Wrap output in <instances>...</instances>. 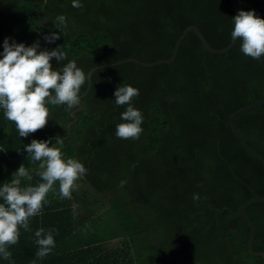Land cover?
Masks as SVG:
<instances>
[{
    "label": "trees",
    "instance_id": "1",
    "mask_svg": "<svg viewBox=\"0 0 264 264\" xmlns=\"http://www.w3.org/2000/svg\"><path fill=\"white\" fill-rule=\"evenodd\" d=\"M243 10L264 18V0H241ZM0 0V51L5 37L41 50L61 45L85 73L97 65L135 58L167 59L183 30L196 26L208 44L231 40L235 12L229 0ZM64 14V25L52 20ZM46 21V22H45ZM60 32L53 44L44 34ZM53 67H59L53 58ZM67 63V60L61 62ZM139 89L132 98L142 111L138 139L115 135L126 105L114 103L119 84ZM87 78L82 85L83 93ZM264 98V56L207 51L190 31L170 64L145 67L121 62L96 69L81 98V110L62 151L80 159L87 174L72 197L59 182L50 191L30 230L20 229L9 260L0 264H264L252 255L250 227L237 215L240 205L264 196V164L248 152L229 126L234 111ZM46 125L20 137L15 122L0 111V183L10 182L23 163L40 181L23 146L33 138L67 133L70 112L49 105ZM235 126L264 157V104L238 115ZM124 182L123 184L121 182ZM29 183L22 181V186ZM198 194V199L193 195ZM245 214L254 226V251H264V201ZM55 229L56 246L37 258L35 231Z\"/></svg>",
    "mask_w": 264,
    "mask_h": 264
},
{
    "label": "clouds",
    "instance_id": "2",
    "mask_svg": "<svg viewBox=\"0 0 264 264\" xmlns=\"http://www.w3.org/2000/svg\"><path fill=\"white\" fill-rule=\"evenodd\" d=\"M71 3L73 7L82 6L81 0H71ZM52 22L55 27L64 25L67 17L58 14ZM59 38L57 31L44 34L49 44ZM231 38L240 41V51L244 55L261 59L264 56V18L255 10H240L232 17ZM53 58L59 67H53ZM65 60L67 63H61ZM87 75L75 59L67 58L61 45L41 50L39 40L27 44L5 37L0 51V111L5 119L15 122L20 137H28L48 122L49 105H64L66 110L79 106ZM113 95L115 105H126L120 114L121 122L116 124L115 135L138 139L143 131L144 117L132 103V98L139 95V89L121 83ZM63 144L64 137L60 134L46 139L33 138L24 144L23 151L32 162H39L36 172L40 181L30 183L32 170L22 163L12 173L10 182L0 183V259L11 258L9 247L18 243L21 228L30 230V219L41 213L49 192H55L57 182L60 196L70 199L79 187L77 181L87 174L80 159L62 151ZM24 180L29 183L22 186ZM198 198V194L193 195V199ZM54 231L43 227L35 231L37 258L46 257L56 246Z\"/></svg>",
    "mask_w": 264,
    "mask_h": 264
},
{
    "label": "water",
    "instance_id": "3",
    "mask_svg": "<svg viewBox=\"0 0 264 264\" xmlns=\"http://www.w3.org/2000/svg\"><path fill=\"white\" fill-rule=\"evenodd\" d=\"M230 1V4L235 12V15L239 13L240 10L243 9V6H242V3H241V0H229ZM194 32L198 38L200 39V41L202 42L204 48L209 51V52H212V53H225L227 52L229 49H231V47L234 45V43L236 41H233L232 38L230 40V42L228 43V45H226L225 47L223 48H213L211 47L208 42L206 41L205 37L203 36V34L201 33V31L194 25H189L187 26L182 34L180 35V37L177 39V41L175 42L174 46H173V49H172V54L169 58L167 59H159V60H156L154 62H145V61H141V60H138V59H135V58H126V59H123L119 62H115V63H109V64H103V65H97L93 68H91L89 70V72L87 73V87L85 89V91L83 93H81V98L84 97L90 86H91V75L92 73L96 70V69H99V68H108L110 66H113L115 64H118V63H121V62H134V63H137V64H140L142 66H145V67H150V66H154V65H157V64H160V63H166V64H170L174 61L175 57H176V54H177V50H178V47H179V44L181 43L182 39L184 38V36L188 33V32ZM264 104V98L260 99L259 101L253 103V104H250V105H247V106H244L236 111H234L233 113H231L229 115V118H228V123H229V126L230 128L232 129L233 133L236 135V137L238 138L239 142L243 145V147L248 151L250 152L254 157H256L259 161H261L263 164H264V157H262L260 154H258L257 152H255L248 144L247 142L244 140V138L242 137L241 133L238 131L237 127L235 126V118L246 112V111H249V110H252V109H256V108H260L262 107V105ZM82 108V105H81V102L79 104V106L75 109H73L71 112H70V115H71V121H69L67 123V133H66V136L64 137V140L67 139L70 135V129H71V126L72 124H74L76 121H77V112H79ZM258 201H264V196H255L245 202H243L240 207L238 208V212H237V215L239 217H242L244 220L247 221L249 227H250V236H249V241H248V247H249V250L251 252L252 255H260L262 257H264V251H254L253 250V242H254V233H255V230H254V226L252 225L251 221L249 220V218L247 217V215L245 214V209L247 206H249L250 204L254 203V202H258Z\"/></svg>",
    "mask_w": 264,
    "mask_h": 264
},
{
    "label": "bare ground",
    "instance_id": "4",
    "mask_svg": "<svg viewBox=\"0 0 264 264\" xmlns=\"http://www.w3.org/2000/svg\"><path fill=\"white\" fill-rule=\"evenodd\" d=\"M78 113V112H77Z\"/></svg>",
    "mask_w": 264,
    "mask_h": 264
}]
</instances>
